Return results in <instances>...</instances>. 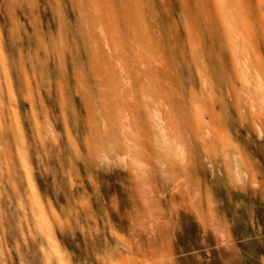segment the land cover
<instances>
[{"label": "rangeland", "instance_id": "1", "mask_svg": "<svg viewBox=\"0 0 264 264\" xmlns=\"http://www.w3.org/2000/svg\"><path fill=\"white\" fill-rule=\"evenodd\" d=\"M99 2L0 0V264H264V0Z\"/></svg>", "mask_w": 264, "mask_h": 264}, {"label": "bare ground", "instance_id": "2", "mask_svg": "<svg viewBox=\"0 0 264 264\" xmlns=\"http://www.w3.org/2000/svg\"><path fill=\"white\" fill-rule=\"evenodd\" d=\"M94 2L100 6V2H99V0H98V1H95V0H94Z\"/></svg>", "mask_w": 264, "mask_h": 264}]
</instances>
